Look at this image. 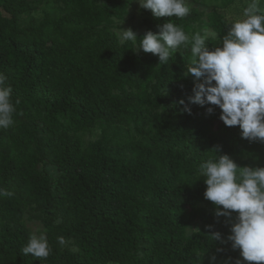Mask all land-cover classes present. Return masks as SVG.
Masks as SVG:
<instances>
[{
  "label": "trees",
  "instance_id": "obj_1",
  "mask_svg": "<svg viewBox=\"0 0 264 264\" xmlns=\"http://www.w3.org/2000/svg\"><path fill=\"white\" fill-rule=\"evenodd\" d=\"M190 2L0 0V264H264V18Z\"/></svg>",
  "mask_w": 264,
  "mask_h": 264
},
{
  "label": "rangeland",
  "instance_id": "obj_2",
  "mask_svg": "<svg viewBox=\"0 0 264 264\" xmlns=\"http://www.w3.org/2000/svg\"><path fill=\"white\" fill-rule=\"evenodd\" d=\"M260 1L261 0H235L233 4L222 11L224 12L225 18L227 20H240L251 27L253 25L259 24L260 19L264 18V4L258 8ZM194 2L195 0H192L190 4H193ZM140 6V2H135L134 6L131 8L130 15L126 17L125 22H123V26L118 30V32L121 33L122 39L125 38L127 33H129L131 36H134L143 30V26L140 24ZM50 7L51 4L43 1L39 7L32 10L30 13L32 16L39 18L43 15L44 10H49ZM242 46H245L242 51L239 48H236L235 51V54L239 55L242 65H244L250 72L264 69V64L259 62L257 57L252 54L251 44L245 42L242 44ZM103 134L104 132L101 128L95 127L87 131L84 134V138L94 140ZM105 135H107V133H105ZM25 225L36 240L43 239V227L38 219L26 218Z\"/></svg>",
  "mask_w": 264,
  "mask_h": 264
}]
</instances>
